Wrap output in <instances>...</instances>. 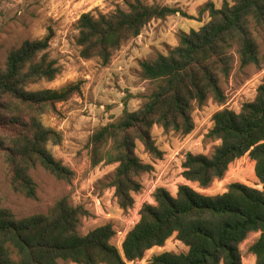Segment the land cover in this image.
Here are the masks:
<instances>
[{
    "label": "trees",
    "instance_id": "16d2710c",
    "mask_svg": "<svg viewBox=\"0 0 264 264\" xmlns=\"http://www.w3.org/2000/svg\"><path fill=\"white\" fill-rule=\"evenodd\" d=\"M4 0H0V4ZM209 21L198 30L179 36L178 45L166 55L157 54L139 63L140 77L152 86L140 107L124 108L113 122L95 129L87 148L92 167L117 164L110 186L121 209L133 206V194L141 190L138 177L153 171L135 154L139 141L153 158L161 159L150 131L188 135L193 130V105L212 99L222 106L226 97L221 79L232 71L234 53L240 68H264L258 33H264V0L223 1L220 8L207 2L198 15ZM180 14L177 8L127 2V10L108 14H82L77 20L76 44L82 59H98L107 65L114 52L138 37L153 20ZM51 30L40 40L24 41L11 51L0 68V157L7 167L9 188L25 198L36 199V184L30 172L42 167L55 179L70 182L73 172L47 149L58 145L61 135L45 127L40 115L56 103L79 92L76 85L58 90L28 91L29 84L53 81L59 68L47 50ZM233 52V53H232ZM126 106V104H124ZM206 137L219 141L210 156L186 154L182 178L207 188L221 180L230 164L247 155L254 162V175L261 190L231 183L226 191L206 196L187 185H179L173 196L163 188L153 194L154 205L143 204L139 219L125 235L120 250L110 241L111 224L79 233L87 212L68 198L57 199L46 214L23 218L0 207V264H127L142 260L145 253L162 247L172 236L187 251L153 255L147 264H241L239 245L251 233L259 236L249 247L254 264H264V75L253 101L238 112L223 108L212 116Z\"/></svg>",
    "mask_w": 264,
    "mask_h": 264
},
{
    "label": "rangeland",
    "instance_id": "374dc122",
    "mask_svg": "<svg viewBox=\"0 0 264 264\" xmlns=\"http://www.w3.org/2000/svg\"><path fill=\"white\" fill-rule=\"evenodd\" d=\"M141 1L147 5L177 8L187 17L176 14L151 21L138 37L114 52L107 65H102L98 59L85 60L79 56L77 20L84 13L97 16L116 9L127 10V2L132 0H4L0 4V68L8 54L24 41L43 39L51 30L47 52L56 61L59 74L51 82L38 81L29 84L26 89L58 90L76 84L79 88V92L67 101L56 103L40 115L45 127L61 135L60 144H48L47 149L73 172L70 182L57 180L42 167L36 166L30 172L36 184V199L25 198L9 188L7 167L0 157V207L9 209L16 218L46 214L57 199L66 196L72 205L81 206L87 212L81 219L79 233L85 235L94 228L111 224L115 234L110 242L120 250L125 235L139 219L141 206L154 205L153 194L157 188H163L173 196L182 184L206 196L224 193L231 183L261 190L262 185L254 175V162L247 155L230 164L221 180H214L204 189L185 181L181 175L186 154L210 156L219 145V141L206 137L213 125V114L223 108L238 112L244 103L255 98L264 68L254 65L240 68L237 55L233 52L232 71L228 78L220 81L226 97L224 105L219 106L212 99H207L202 106L194 104L191 113L194 127L188 135L164 132L161 127L153 126L150 134L155 146L162 152L161 159L150 156L136 141V156L144 164H150L153 171L138 177L141 190L133 194L132 207L121 209L110 186L117 164L91 166L87 142L92 132L115 121L124 108L129 112L136 111L143 98L151 92V84L140 77L139 63L157 54L166 55L178 45L182 33L188 34L206 24L209 21L207 13L198 15L199 8L205 3L211 2L216 8H220L223 1L231 3V0ZM258 43L262 54V32L258 33ZM4 134V129L0 127V137ZM258 236V233H251L239 245L241 264H254L249 247ZM186 251L187 248L172 236L162 247L147 251L142 260L127 264H147L153 255ZM58 263L74 264L61 260Z\"/></svg>",
    "mask_w": 264,
    "mask_h": 264
}]
</instances>
